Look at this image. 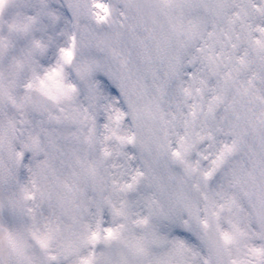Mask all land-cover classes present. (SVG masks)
<instances>
[{"label": "clouds", "instance_id": "1", "mask_svg": "<svg viewBox=\"0 0 264 264\" xmlns=\"http://www.w3.org/2000/svg\"><path fill=\"white\" fill-rule=\"evenodd\" d=\"M0 264H264V0H0Z\"/></svg>", "mask_w": 264, "mask_h": 264}, {"label": "snow or ice", "instance_id": "2", "mask_svg": "<svg viewBox=\"0 0 264 264\" xmlns=\"http://www.w3.org/2000/svg\"><path fill=\"white\" fill-rule=\"evenodd\" d=\"M65 56H70V53H65ZM174 245V250L180 251V250H188L185 248V243L180 240H176L172 242ZM193 260H195V253H193Z\"/></svg>", "mask_w": 264, "mask_h": 264}]
</instances>
